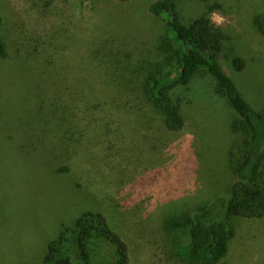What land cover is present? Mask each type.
<instances>
[{"label":"trees","instance_id":"trees-1","mask_svg":"<svg viewBox=\"0 0 264 264\" xmlns=\"http://www.w3.org/2000/svg\"><path fill=\"white\" fill-rule=\"evenodd\" d=\"M110 1L128 4L132 0ZM12 7L14 29L7 28L0 13V60L10 65L14 52L21 61L20 76L17 79L16 74L15 81L23 97L20 95L19 103L11 106L6 115L24 127V134L11 132L8 136L10 143L15 142V150H0V172L7 168L32 169L48 179L76 180L77 187L91 194L112 185L109 178L117 167L123 174L140 171L141 181L149 177L146 183H153L156 177L146 172L159 165L143 162L140 148L147 142L161 141L162 137L167 141V136L183 133L186 120L182 102L172 96L189 88L199 72H208L218 83V94L229 101L239 118L231 125L235 139L226 152L229 183L222 193L216 191L211 198L202 197L185 208L176 202L163 214L156 232L160 234L158 245L164 264H222L238 238V221L264 220V111L254 108L225 73L220 57L226 39L222 27L205 12L190 25L183 24L177 0H158L151 5L148 11L164 23L165 37L155 57L146 62L148 67L142 65L145 60L128 64L116 59L107 72L103 70L98 75L99 84L107 81L121 93L134 87V92L158 116L150 122L136 123L134 118L128 119L132 117L130 110L116 97L110 101L82 98L71 82L60 85L58 90L46 82V76L61 78L64 75L60 74L68 71H72L74 80L85 78V83L90 82L82 69L90 34L73 42L67 38L68 34L82 31L73 16L82 12L83 2L13 1ZM253 26L264 37L263 14L254 18ZM71 57L80 59L72 70L67 63ZM233 65L240 72L246 62L235 58ZM132 126L135 128L129 133ZM28 132L32 135H25ZM57 140L62 150L54 145ZM75 167L77 178L73 177ZM7 213L0 207V224L13 222L14 216L4 217ZM105 242L115 249L112 264H134V254L123 236L111 228L104 214L94 211H86L72 224L62 225L41 261L33 264H93Z\"/></svg>","mask_w":264,"mask_h":264},{"label":"rangeland","instance_id":"rangeland-1","mask_svg":"<svg viewBox=\"0 0 264 264\" xmlns=\"http://www.w3.org/2000/svg\"><path fill=\"white\" fill-rule=\"evenodd\" d=\"M13 1L39 0H0V13L8 29H14L12 21L16 20ZM76 1L84 3L82 12L73 16L82 31L68 34L67 38L73 42L90 34L82 66L90 82L85 83V78L74 80L72 71L55 79L50 74L46 76V82L51 83L54 90L71 82L75 93L82 98L110 101L116 97L130 110L132 117L128 119L134 118L136 123L158 119L134 92V87L121 93L111 88L107 81L104 84L98 81L101 78L98 75L103 70L107 72L116 59L128 64L145 60L142 65L148 67L146 62L152 59L165 37L164 23L148 11L158 0H132L128 4L110 0ZM177 3L183 24L190 25L205 12L222 27L226 36L220 56L222 67L246 100L254 108L264 111V37L253 26L254 18L264 15V0H209L208 3L177 0ZM18 32H21L20 28ZM9 33L13 38V30ZM13 53L10 65L0 60V150L9 149V153L15 150V142L8 141L11 132L24 134V127L6 115L11 106L19 103L23 93L17 86L21 61ZM129 54L131 56L126 60L124 57ZM235 58L245 60L243 71L234 68ZM67 63L72 70L78 67L80 59L71 57ZM217 84L211 74L202 71L189 88L173 94L174 100L182 102L185 130L179 135L167 136V141L162 137L161 141L147 142L140 148L143 162L149 160L152 166L159 165L151 169L152 172H146L147 176L156 177L153 183H146L149 177L141 181L140 171L123 174L122 168L117 167L109 178L112 185L101 193L91 194L84 187H77L76 180L48 179L32 169L7 168L1 171L0 207L8 211L4 217L10 219L14 216V220L0 224V264L39 263L61 226L72 224L86 211L106 216L111 228L129 245L134 264H164L158 245L160 234L156 232L163 214L176 202L175 205L185 208L202 197L204 200L211 198L216 191L222 193L229 183L226 152L235 139L231 125L239 118L229 101L218 94ZM134 128L132 126L128 132H133ZM60 143L57 140L54 145L62 150ZM77 175L75 167L73 177L77 178ZM238 232V238L232 242L222 264H264V220H239ZM114 250L109 243H103L93 264H112Z\"/></svg>","mask_w":264,"mask_h":264}]
</instances>
